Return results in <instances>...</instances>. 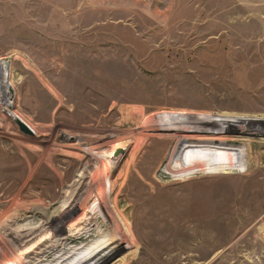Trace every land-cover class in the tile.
<instances>
[{
    "label": "rangeland",
    "instance_id": "obj_1",
    "mask_svg": "<svg viewBox=\"0 0 264 264\" xmlns=\"http://www.w3.org/2000/svg\"><path fill=\"white\" fill-rule=\"evenodd\" d=\"M0 66V264H264V0H0Z\"/></svg>",
    "mask_w": 264,
    "mask_h": 264
},
{
    "label": "bare ground",
    "instance_id": "obj_2",
    "mask_svg": "<svg viewBox=\"0 0 264 264\" xmlns=\"http://www.w3.org/2000/svg\"><path fill=\"white\" fill-rule=\"evenodd\" d=\"M3 68H4V66H2ZM1 69L2 68H0V73H1ZM4 83L2 82V80H1V76H0V92L2 93V94H4L3 93V90L5 89H7L6 87H7V85H6V87H4V86H2ZM1 97H3L2 95L0 96V99H3V98H1ZM3 103V102H2ZM11 117H12V119H14V120H16V118L17 119H19L20 121H22L23 119H21L20 118V116H17L15 113H12L11 114ZM23 122V121H22ZM124 146V145H123ZM123 146H121V145H119V147H115V149H114V151L112 152V154H111V156H110V159H111V161L113 162L114 160H116V156H115V153L118 151V150H123L124 148H122ZM101 237L102 236H99V238L97 239V241L95 242V244L94 245H97L96 243H98V241L101 239ZM72 236H70V237H66L65 239H66V241H65V244L62 246V250H60V252H56L54 255H53V260L51 261V262H48V260H44V261H41V263L40 262H37V264L39 263V264H51L53 261H55V260H58V259H60L61 257H63V256H65V255H67L68 254V252L69 251H71V250H73L75 247H73V248H68V246L69 245H71V242H72ZM62 244V243H61ZM100 244V243H99ZM4 244H3V242H1L0 243V246H3ZM93 245V246H94ZM58 247V245H54V248H56V249H58L57 248ZM66 249V250H65ZM65 250V251H64ZM54 251V250H53ZM52 251V252H53ZM90 251V248H88V249H86V250H82L81 251V253L80 254H78L76 257H73L72 259H70V261H69V263L68 264H75V263H80V262H82L83 260H85L86 258H88L89 257V255H85L87 252H89ZM51 252V251H50ZM83 256H85V257H83ZM43 258V257H42ZM41 258V259H42ZM40 259V258H39ZM38 259V260H39ZM81 259V260H80ZM80 260V261H79ZM32 264H34V263H32ZM64 264H67V262H65Z\"/></svg>",
    "mask_w": 264,
    "mask_h": 264
},
{
    "label": "water",
    "instance_id": "obj_3",
    "mask_svg": "<svg viewBox=\"0 0 264 264\" xmlns=\"http://www.w3.org/2000/svg\"><path fill=\"white\" fill-rule=\"evenodd\" d=\"M11 92V90H9ZM16 126L18 127L19 131L24 134V135H27V136H33L34 133L29 129V127H27V125H25L22 121H20L19 119L16 118V120L13 121ZM122 150H118L116 153H115V156L117 157L119 154H122Z\"/></svg>",
    "mask_w": 264,
    "mask_h": 264
},
{
    "label": "built area",
    "instance_id": "obj_4",
    "mask_svg": "<svg viewBox=\"0 0 264 264\" xmlns=\"http://www.w3.org/2000/svg\"><path fill=\"white\" fill-rule=\"evenodd\" d=\"M0 68H2L1 69V73H2V71H3V67L2 66H0ZM1 80H2V82L4 83L2 86H4V87H6V85H7V89L5 90H3V93L4 94H2L1 92H0V96L2 95V96H4L5 95V97L7 96V98L8 97H10V93H13L14 91H13V87H12V84H11V81H9V79H8V76H7V74H5V75H3L2 76V74H1ZM9 90H11V92L9 91ZM1 100V99H0Z\"/></svg>",
    "mask_w": 264,
    "mask_h": 264
}]
</instances>
